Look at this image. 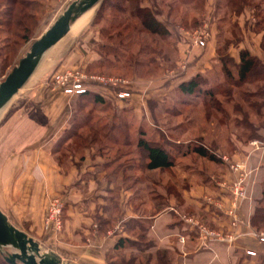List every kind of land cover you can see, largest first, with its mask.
<instances>
[{"label":"rangeland","instance_id":"rangeland-1","mask_svg":"<svg viewBox=\"0 0 264 264\" xmlns=\"http://www.w3.org/2000/svg\"><path fill=\"white\" fill-rule=\"evenodd\" d=\"M75 1L24 0L29 5L26 15L31 19L25 20L23 29H17L18 27L13 24L8 35L0 31L2 82L27 55L31 46ZM236 1L242 4V9L231 4L227 6L228 0H107L106 2L103 0L94 8L91 20L78 34H68L46 53L37 71L13 99V103L26 99L31 89L38 83H47L53 89L52 75L61 71L64 62L70 57L86 59L94 56L99 59L88 69L83 70L90 74L122 78L128 80L133 87H137L136 94L146 100L144 107L147 112L144 111L141 117L143 121H137L138 126L147 129L146 139L161 142L169 147L176 162L181 157L185 159L171 169L146 171L140 157L132 154L133 148L114 146L105 141L103 136L108 134L109 125L113 121L102 115V107L96 106L94 109L78 108V117L90 112L93 121L90 125L89 120L75 125L67 133L68 135H65L67 137L60 141L55 149L57 150L55 157L60 165L67 169L71 167V161L75 158L83 162L86 152L92 150L91 154L94 158L99 157L102 159V164L111 166L110 172L121 169L128 176L124 187L132 188L135 206L147 216L166 208L168 199H178V183L182 188L186 185L187 190L194 189V181H191L192 170H202L207 176L212 172L213 162L193 153V148L196 146L204 147L210 155L216 157L217 161L214 163L218 166L224 163L228 171L234 174V181L245 176L246 181L249 182L252 172L246 162L236 161L235 156L237 153L246 155V152L251 150L259 153V157H264V79L258 77L257 69L249 77L247 84L237 87L227 79L221 58L228 57L230 62L228 61L227 68L235 78L238 77L237 67L241 63L238 54H241V51H247L251 57L264 62V0ZM6 3L7 0H0V19ZM140 6L149 8L168 28L170 36L162 37L145 32L141 22L136 18V10ZM200 33L207 34L205 47L195 44ZM209 45L215 48V69L202 76V85L203 90L214 88L218 92L215 91L212 100L205 95L185 96L179 91V83L192 68L189 61L191 50L199 48L205 54ZM105 47L115 49L119 56L124 54L125 57L115 59L105 53ZM229 52L238 59L237 62ZM162 89L167 90L165 92ZM248 96L247 102L245 99ZM249 102L259 107H251ZM117 106H112L110 102L108 105L109 108ZM119 122L118 119L114 120V124L119 125ZM255 132H258L256 136ZM120 136L121 141L124 140V135ZM185 166L189 170L186 171ZM233 166H238L237 170H234ZM198 180L199 185L204 186L208 183L201 178ZM16 183L17 181H13L15 186ZM232 183L226 186L230 189L234 187ZM9 185L10 183L7 187H2L0 183V202L8 201L9 192L13 191ZM168 189L171 193L169 198L166 193ZM233 191L230 190L233 196L231 206L226 209L231 230L212 228L204 220L202 223L211 231L237 236L234 245L239 239L237 230L242 221L237 227H233L231 224L233 217L230 213H234L241 220L240 204L248 199V193L238 191V196H235ZM55 198L63 197L58 196L53 199ZM201 200L207 204L215 202L214 205L221 209L224 206L221 200L216 201L210 195L202 196ZM51 201L47 207L41 236L44 251L56 249L57 245L51 242L50 235L63 232L65 224L63 212L61 230L58 231L54 226L48 225ZM2 204L3 202L0 203ZM184 212L182 220L188 218L201 222V218L194 216L193 211L185 209ZM251 223L253 226L250 229L251 236L253 232H264V224ZM194 231L197 232L196 229ZM172 258V255L155 251L153 257L145 255L138 261L130 258L124 260L123 264H183Z\"/></svg>","mask_w":264,"mask_h":264},{"label":"crops","instance_id":"crops-1","mask_svg":"<svg viewBox=\"0 0 264 264\" xmlns=\"http://www.w3.org/2000/svg\"><path fill=\"white\" fill-rule=\"evenodd\" d=\"M203 52L199 48L191 50L192 68L179 85L215 69V48L209 45L205 54ZM229 54L238 61L231 52ZM75 57L67 59L61 71L88 69L99 59ZM136 88L132 89L131 101H116L109 97L107 104L97 105L102 107V115L113 121L105 141L114 146L133 148L132 154H138L134 152L141 130L137 121L142 120L146 110V100L136 94ZM162 90L166 92L167 89ZM109 102L118 106L109 108ZM77 104L78 98L58 93L43 82L32 88L26 99L17 103L12 100L0 112V183L2 187L10 183L13 189L8 201H1L0 210L14 227L45 250L41 236L47 207L51 199L62 196L65 200L64 230L50 235L51 242L57 245L50 251L67 264H118L130 258L138 261L145 255L153 257L155 251L172 255V259L183 264H264V243L250 235L253 215L257 208L264 207V157L251 150L246 155L237 153L235 156L236 161L246 162L252 172L248 199L240 204L242 224L237 230V242L232 246L212 242L208 247H202L197 232L182 220L184 211H193L194 216L201 218V222H208L212 228L231 230L226 209L231 206L233 196L226 185L234 181V174L224 163L218 166L214 162L208 176L202 170H192L194 189L187 190L186 185L182 188L178 183V199H168L166 208L147 216L135 206L132 188L124 187L128 176L121 169L110 172L111 166L102 164L99 157L94 158L92 150L86 152L83 162L73 159L67 169L58 163L55 149L73 128ZM117 119H124L126 125L114 124ZM121 134L124 135L122 141ZM183 159L185 157L176 164ZM184 169L189 170L187 166ZM198 178L208 183L199 185ZM13 181H17L16 186ZM169 190L166 191L168 198L171 196ZM206 195L221 200L224 203L222 209L214 205L215 202L202 201V196ZM181 236L186 238L185 244L180 243ZM120 241H124L123 249L118 247ZM248 251L256 255L249 256Z\"/></svg>","mask_w":264,"mask_h":264},{"label":"trees","instance_id":"trees-1","mask_svg":"<svg viewBox=\"0 0 264 264\" xmlns=\"http://www.w3.org/2000/svg\"><path fill=\"white\" fill-rule=\"evenodd\" d=\"M107 0H104L106 2ZM229 4L241 8L242 4L236 0H228ZM29 9V5L24 2V0H7L6 5H4V12L0 19V31L1 33L10 34V29L13 24H15L17 29H23L25 20L31 19L27 17L26 11ZM242 9V8H241ZM136 18L141 22V26L145 32L151 35H158L162 37L170 36V31L167 27L164 26L161 22H159L154 15V13L149 8L139 7L136 10ZM227 47V46H226ZM105 53L108 55H112L115 59H119L121 57L124 58L125 55H118L117 50L110 49L105 47ZM241 63L240 66L237 67L238 69V77L235 78L233 73L227 68L228 64V57L221 58L222 68L227 76V79L231 82L235 83L233 85H237V87L241 85H245L248 83L249 77L253 74L255 70H259V78L264 79V62L257 58L251 57L247 51H241L240 54ZM230 62V61H229ZM7 66V65H6ZM203 78L202 76H197L189 82L183 83L179 87V91L185 96H202L205 95L209 99H213L215 97L216 92H218L214 88H209L208 90H203ZM216 91V92H215ZM78 104L76 106V115H75V122L74 125H79L89 120V125L92 123V118H90V112L84 114V116L78 117L79 114L78 108H88L91 107L94 109L97 105H105L107 104L106 98H103L99 95L95 94H85L82 96L77 97ZM247 102L249 101V96L245 99ZM250 103V102H249ZM249 106H258L257 104L250 103ZM90 108V110H92ZM259 111V110H258ZM260 112V111H259ZM248 116H250L248 114ZM249 121V120H248ZM251 123V122H250ZM249 123V124H250ZM87 124V123H86ZM120 125H126V121L122 119L119 122ZM252 124V123H251ZM117 125V124H116ZM252 126V125H249ZM88 127V126H87ZM140 127V126H139ZM90 128V127H89ZM91 131H93V127H91ZM147 131L145 128L141 126L140 133L136 138V148L134 150L138 152V157L141 159V164L143 165L146 171H156V170H167L171 169L176 165V158L172 155V151L169 147H166L161 142H155L146 139ZM258 132H255L254 135L256 136ZM68 135V134H66ZM67 137V136H66ZM108 137V134L104 135L103 138ZM125 148V147H124ZM193 153L198 154L203 158H207L212 162L217 161V158L213 155H210L209 152L206 151L204 147L196 146L193 148ZM136 154V153H134ZM252 222L254 225L264 224V207L257 208L255 214L253 215ZM119 249L124 248V241H120L118 245ZM117 247V248H118ZM0 262L1 264H6L3 260V257L0 254ZM111 262V260H110ZM124 261H119L118 264H123Z\"/></svg>","mask_w":264,"mask_h":264},{"label":"water","instance_id":"water-1","mask_svg":"<svg viewBox=\"0 0 264 264\" xmlns=\"http://www.w3.org/2000/svg\"><path fill=\"white\" fill-rule=\"evenodd\" d=\"M102 1L76 0L71 3L68 9L31 46L27 55L0 83V112L29 82L46 53L69 34L73 23ZM0 254L6 264H67L54 252L44 251L38 242L14 227L1 210Z\"/></svg>","mask_w":264,"mask_h":264},{"label":"built area","instance_id":"built-area-1","mask_svg":"<svg viewBox=\"0 0 264 264\" xmlns=\"http://www.w3.org/2000/svg\"><path fill=\"white\" fill-rule=\"evenodd\" d=\"M205 36H207V34H198L195 41L196 46L205 47ZM51 83L54 91L72 98L91 93L106 99L110 97L112 100L116 101H130L133 96V86L128 80L90 74L83 69L57 71L52 75ZM237 167L238 166H233L232 168L237 170ZM248 185L244 176L240 179H236V181L232 183L234 187H231L230 190H234L233 194L235 192V196H238V191H241V193H246L248 191ZM64 209L65 200L63 198H55L51 201L48 225L54 226L58 231L63 227L62 216ZM230 215L233 217L231 222L232 226L237 227L241 220L234 215V213H230ZM184 221L191 228L197 230V235L202 247H207L211 242H219L232 246L237 238L235 235H224L211 231L204 223L198 220L186 218ZM252 236L259 240V242L264 243V232H253ZM185 240L186 238L184 236L180 237L182 244H185ZM247 255L255 256L256 253L248 251Z\"/></svg>","mask_w":264,"mask_h":264},{"label":"bare ground","instance_id":"bare-ground-1","mask_svg":"<svg viewBox=\"0 0 264 264\" xmlns=\"http://www.w3.org/2000/svg\"><path fill=\"white\" fill-rule=\"evenodd\" d=\"M96 8V7H95ZM94 9L80 16L72 25L69 34H78L91 20Z\"/></svg>","mask_w":264,"mask_h":264}]
</instances>
